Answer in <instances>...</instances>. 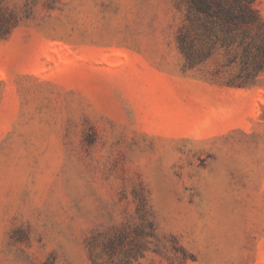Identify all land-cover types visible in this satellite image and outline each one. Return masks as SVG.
<instances>
[{
  "label": "rangeland",
  "instance_id": "374dc122",
  "mask_svg": "<svg viewBox=\"0 0 264 264\" xmlns=\"http://www.w3.org/2000/svg\"><path fill=\"white\" fill-rule=\"evenodd\" d=\"M5 5L0 264H264V70L186 0Z\"/></svg>",
  "mask_w": 264,
  "mask_h": 264
},
{
  "label": "trees",
  "instance_id": "16d2710c",
  "mask_svg": "<svg viewBox=\"0 0 264 264\" xmlns=\"http://www.w3.org/2000/svg\"><path fill=\"white\" fill-rule=\"evenodd\" d=\"M186 2L189 25L195 40L202 45L197 52L199 58L212 54L216 48L227 51L236 48L240 52V60L247 78L264 70V19L256 0ZM16 22L15 13L8 10L5 0H0V39L10 33ZM182 42H185L184 37Z\"/></svg>",
  "mask_w": 264,
  "mask_h": 264
}]
</instances>
